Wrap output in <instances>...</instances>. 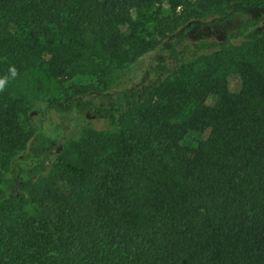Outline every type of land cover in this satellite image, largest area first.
I'll return each instance as SVG.
<instances>
[{
  "label": "trees",
  "instance_id": "trees-1",
  "mask_svg": "<svg viewBox=\"0 0 264 264\" xmlns=\"http://www.w3.org/2000/svg\"><path fill=\"white\" fill-rule=\"evenodd\" d=\"M0 80V264H264V0H0Z\"/></svg>",
  "mask_w": 264,
  "mask_h": 264
},
{
  "label": "rangeland",
  "instance_id": "rangeland-1",
  "mask_svg": "<svg viewBox=\"0 0 264 264\" xmlns=\"http://www.w3.org/2000/svg\"><path fill=\"white\" fill-rule=\"evenodd\" d=\"M223 30V29H222ZM201 36L200 32L194 33L193 38H199ZM129 75L124 78V80H128L129 77H135L136 73L134 69L129 70ZM42 72H33L24 75L20 78L16 83L19 89L23 88L24 93L28 96V100L31 101L32 109L30 112V118L35 123L38 122L39 117L41 115L42 107H44V100L52 96L53 94H58L61 92V86L55 80H48L43 77ZM15 83V84H16ZM239 84L238 77L231 78V88L232 90H236ZM57 119H55L56 121ZM64 123L65 130V140L72 138L74 136L77 138L81 132L82 128L86 126L87 123L84 122L82 116H72L66 117L62 119ZM49 122L46 120L44 123L45 128H49ZM106 125H97V127L104 128ZM62 149V148H61ZM60 150L59 146L57 151Z\"/></svg>",
  "mask_w": 264,
  "mask_h": 264
},
{
  "label": "clouds",
  "instance_id": "clouds-1",
  "mask_svg": "<svg viewBox=\"0 0 264 264\" xmlns=\"http://www.w3.org/2000/svg\"><path fill=\"white\" fill-rule=\"evenodd\" d=\"M4 83H5V81H4V80H0V90H3Z\"/></svg>",
  "mask_w": 264,
  "mask_h": 264
}]
</instances>
